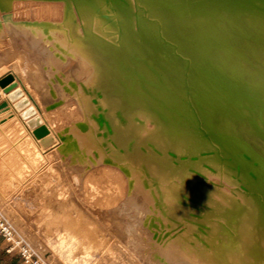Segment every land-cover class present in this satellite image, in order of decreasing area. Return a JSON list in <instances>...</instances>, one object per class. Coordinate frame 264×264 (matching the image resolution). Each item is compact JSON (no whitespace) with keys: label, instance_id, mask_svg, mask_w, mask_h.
Segmentation results:
<instances>
[{"label":"bare ground","instance_id":"1","mask_svg":"<svg viewBox=\"0 0 264 264\" xmlns=\"http://www.w3.org/2000/svg\"><path fill=\"white\" fill-rule=\"evenodd\" d=\"M0 19L82 116L54 130L8 69L0 95L15 82L51 137L25 122L23 171L62 151L144 264H264V0H0Z\"/></svg>","mask_w":264,"mask_h":264},{"label":"rangeland","instance_id":"2","mask_svg":"<svg viewBox=\"0 0 264 264\" xmlns=\"http://www.w3.org/2000/svg\"><path fill=\"white\" fill-rule=\"evenodd\" d=\"M11 17L9 13L7 18ZM0 27H3L1 19ZM37 50L21 36L11 34L0 38V75L8 69L16 70L46 119L58 131L80 120L81 111L76 99L55 90V77L48 74ZM212 105L216 112L234 108L228 99L217 100ZM3 113L6 117L19 113L8 96L0 105V114ZM19 117L0 124V137L6 136L5 141H0V210L4 215L36 250L44 254L49 264H144L133 254L127 230L129 218L122 214L121 208L96 207L95 199L83 184L76 187L66 184V180L71 182L76 164L68 163L62 151L57 149L53 156L47 155L43 164L31 162L27 155L31 168L23 171L24 155L14 157L15 149L11 148L17 140L26 138L23 127L26 121ZM53 163L60 168V174L50 170ZM16 169H20V173L13 176ZM89 175L90 171L83 174L86 180ZM63 191L69 192L67 197ZM3 242L0 234V243ZM13 254L21 263L20 257ZM0 259L9 260L1 252Z\"/></svg>","mask_w":264,"mask_h":264},{"label":"built area","instance_id":"3","mask_svg":"<svg viewBox=\"0 0 264 264\" xmlns=\"http://www.w3.org/2000/svg\"><path fill=\"white\" fill-rule=\"evenodd\" d=\"M0 234L6 243V250L20 257L21 264H49L36 248L10 223L0 210Z\"/></svg>","mask_w":264,"mask_h":264},{"label":"water","instance_id":"4","mask_svg":"<svg viewBox=\"0 0 264 264\" xmlns=\"http://www.w3.org/2000/svg\"><path fill=\"white\" fill-rule=\"evenodd\" d=\"M1 87L2 84L0 83V88ZM16 87L17 84L12 82L4 87V91L8 93L9 99L13 102L15 108L21 113L22 118L26 120L30 128L34 129L35 136L40 139L42 144L48 143V139H51V137L47 140L45 138L50 133L48 127L43 124L41 117L37 114L34 107L31 106L30 100L24 96L21 90H15ZM244 108L246 109V107ZM200 129H204L203 122L201 123Z\"/></svg>","mask_w":264,"mask_h":264},{"label":"crops","instance_id":"5","mask_svg":"<svg viewBox=\"0 0 264 264\" xmlns=\"http://www.w3.org/2000/svg\"><path fill=\"white\" fill-rule=\"evenodd\" d=\"M8 71H6L4 74H2V75H0V78L2 77V76H4L6 73H7ZM8 96V94H6V95H4V96H2L1 95V97H0V105H1V103L4 101V99H5V97H7ZM8 111H12V110H8ZM6 113V112H5ZM5 113H3V114H0V122L1 121H4V124H5V122H7V121H11L15 116L14 115H16L17 113H14L13 115L12 114H9V115H7V117H6V115H5ZM6 117V118H5ZM2 118H4V119H2ZM2 119V120H1ZM2 125V124H1ZM1 131V130H0ZM13 144H16V143H13ZM13 144H12V147L11 148H13ZM0 252L2 253V255H5L6 257H8V261H4V260H1L0 259V264H21L19 261H18V259H17V257H15L14 256V254L12 253V254H8L9 252H7V250H6V244H5V242H3V244L2 243H0Z\"/></svg>","mask_w":264,"mask_h":264}]
</instances>
